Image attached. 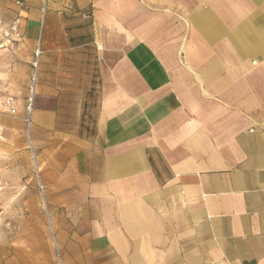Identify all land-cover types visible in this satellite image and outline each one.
Here are the masks:
<instances>
[{"label": "crops", "instance_id": "0c3cea01", "mask_svg": "<svg viewBox=\"0 0 264 264\" xmlns=\"http://www.w3.org/2000/svg\"><path fill=\"white\" fill-rule=\"evenodd\" d=\"M15 22L2 93L69 45L93 76L71 135L39 113L57 255L26 228L5 264H264V0H0Z\"/></svg>", "mask_w": 264, "mask_h": 264}, {"label": "rangeland", "instance_id": "374dc122", "mask_svg": "<svg viewBox=\"0 0 264 264\" xmlns=\"http://www.w3.org/2000/svg\"><path fill=\"white\" fill-rule=\"evenodd\" d=\"M79 46L82 47L81 51L73 50V45L66 47L65 58H61V74L49 70L50 75L46 71L44 75L38 73L36 76V87L31 101L30 136L31 147L40 169L39 177L44 186L43 193L37 185L22 122L30 96L27 86L31 78L29 69L18 70L13 76L17 115L0 112V264L7 262L10 250L16 244L19 245L28 238L24 233L26 228L45 230L57 255L55 220L42 178L41 151L47 141L42 133L39 113L40 110H50L54 119H68L65 122L61 120L60 124L62 129L68 130L69 135L74 129L73 119H80V115L88 113V87L93 76L91 61L88 59L93 54L88 45ZM6 51L9 52L8 48L1 49L0 54ZM0 76L2 81L8 82L6 77ZM42 86L50 87V92L43 90ZM34 110H37L35 117ZM32 238L39 239L40 236L34 235Z\"/></svg>", "mask_w": 264, "mask_h": 264}, {"label": "built area", "instance_id": "2783aa9c", "mask_svg": "<svg viewBox=\"0 0 264 264\" xmlns=\"http://www.w3.org/2000/svg\"><path fill=\"white\" fill-rule=\"evenodd\" d=\"M47 1L48 0H43V11L46 9ZM18 37H19V33L17 30V24L15 22V23H12L10 27L2 33V38L0 40V50L8 48L10 51H13L12 49L13 42L15 38H18ZM36 65H37V62H35L33 65L34 70L32 72V75L30 78V85H29L30 96L28 97V104L26 106V112L22 117V122H23V127H24V134L28 141V147L30 149V156L32 159L33 169H34V172L37 178V185L40 191L43 193L44 186L39 177L40 169L38 167L34 151L31 147V136H30L31 135L30 128H31V123H32L31 101H32V95L34 93V89L36 86V76H37L36 75ZM0 112L6 113L11 116L17 115V112H18L17 101L14 95L4 94L0 91Z\"/></svg>", "mask_w": 264, "mask_h": 264}]
</instances>
